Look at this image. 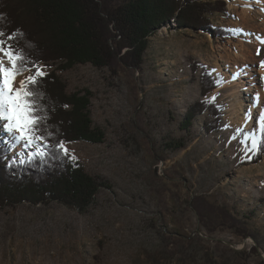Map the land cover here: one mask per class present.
I'll return each instance as SVG.
<instances>
[{"label":"rangeland","instance_id":"374dc122","mask_svg":"<svg viewBox=\"0 0 264 264\" xmlns=\"http://www.w3.org/2000/svg\"><path fill=\"white\" fill-rule=\"evenodd\" d=\"M241 1L224 0L230 17L210 15L215 28L236 34L196 33L171 20L149 37L139 70L119 67L114 75L86 64L57 72L68 93L91 92L93 127L104 134L100 144L64 143L67 156L108 186L98 188L83 212L56 202L0 211V264L264 262V151L258 156L264 120L249 129L232 124L222 98L228 74L217 57L250 43L240 16L247 6L229 8ZM263 14L259 10L250 24L258 25ZM192 63L200 66L195 74ZM57 66L39 65L45 75ZM203 67L222 76L221 86L206 96L215 95L224 107L219 129L211 133L204 131V123L213 120L208 112L196 116L189 131L180 126L188 107L205 99ZM34 151L16 145L11 156L21 159ZM195 197L239 217L251 236H240L214 214L202 222L191 206Z\"/></svg>","mask_w":264,"mask_h":264},{"label":"trees","instance_id":"16d2710c","mask_svg":"<svg viewBox=\"0 0 264 264\" xmlns=\"http://www.w3.org/2000/svg\"><path fill=\"white\" fill-rule=\"evenodd\" d=\"M214 13L230 17L224 0H0V31L14 37L6 44L37 66L58 63L37 86L39 114L47 117L41 129L48 137V155L41 158L34 151L16 159L11 156L16 146L13 140L3 136L8 134L4 128L0 133V211L24 203L46 206L56 202L83 212L98 188L108 186L107 181L87 174L54 147L61 141L100 144L104 139L91 120V92L68 93L58 71L86 64L108 68L114 75L119 67L139 70L149 37L171 20L178 28L196 33L212 32L220 37L236 34L215 28L210 19ZM199 67L198 63L191 64L194 74ZM200 76L205 99L188 107L180 126L189 131L193 119L208 112L213 120L204 123V131L211 133L219 129L224 107L215 95L206 96L221 86L222 76L212 75L205 67ZM179 146L184 147L182 143ZM258 149L260 156L264 151V125L259 129ZM191 206L202 222L214 214L223 224L236 227L240 236H251L246 223L226 208L215 209L202 197H195ZM251 250L258 255L256 248Z\"/></svg>","mask_w":264,"mask_h":264},{"label":"snow or ice","instance_id":"6c2138e0","mask_svg":"<svg viewBox=\"0 0 264 264\" xmlns=\"http://www.w3.org/2000/svg\"><path fill=\"white\" fill-rule=\"evenodd\" d=\"M13 39L12 35L0 31V127L12 137L15 145L26 151L35 149V155L43 158L48 155L49 145L46 142L48 137L42 134L41 122L47 117L39 114L37 86L45 73L23 54L17 53L11 44H6ZM261 67H264V62H261ZM260 119L264 120V113ZM54 147L67 155L68 150L62 141Z\"/></svg>","mask_w":264,"mask_h":264},{"label":"bare ground","instance_id":"6f19581e","mask_svg":"<svg viewBox=\"0 0 264 264\" xmlns=\"http://www.w3.org/2000/svg\"><path fill=\"white\" fill-rule=\"evenodd\" d=\"M239 4L247 6L240 16H243L242 24L249 27L247 32L251 33V37L248 33L246 36L250 43L239 45V50L234 53L229 52L231 48L223 54L219 52L217 57H220L218 62L222 63L219 68L228 74L227 88L222 94L223 100L229 103L225 113L230 116L233 125L249 129L252 123L261 120V114L264 113V67H261V62H264V17L258 25L250 24L259 10L264 13V0H243L229 4V8L236 9ZM258 82L261 83L260 88L255 85ZM246 102L249 105L244 108Z\"/></svg>","mask_w":264,"mask_h":264}]
</instances>
